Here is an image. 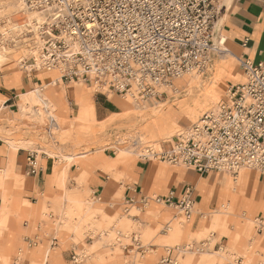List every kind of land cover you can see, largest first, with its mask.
<instances>
[{"label": "rangeland", "instance_id": "374dc122", "mask_svg": "<svg viewBox=\"0 0 264 264\" xmlns=\"http://www.w3.org/2000/svg\"><path fill=\"white\" fill-rule=\"evenodd\" d=\"M16 6L13 0H0V46L6 49V55L9 58H16V60L25 58L26 60L24 59L23 63L29 65L33 62L31 55H29V49L34 46L37 35L29 31L30 29L27 27L24 28L22 33L14 30V28L29 22ZM217 29H219L218 26ZM218 32L221 34V30ZM217 37H215V44ZM220 60V51H215L204 73L196 71L191 73L199 74L200 81H202V84L204 82V87H206L216 72L217 64ZM6 63L2 67L14 65L18 70L27 72V74L31 73L29 68L28 70L25 69L23 65L18 64V61L9 60ZM227 63L229 70L222 87L219 88L217 98L211 100V104L206 109L198 110L190 118L182 120L181 123L170 128V130L167 129L166 133L156 131L155 135L157 138H155V135L153 137L147 133L142 139L138 136L146 129V127L139 126L144 122L143 120L137 122L132 115L122 118L111 117L114 113L117 114L123 111L117 106L116 102H125L122 96H118L114 92H106L105 90L108 98L112 100L117 108L97 111L94 98L97 96L99 99H103L102 90L83 81L77 82L76 86L79 85L85 88L86 92H89L95 105V114L92 117H85V121L83 118L78 122L75 120V114L72 111L70 117L63 116L60 111H55L59 128H48L47 118L39 122L36 127L32 126L34 124L32 122L37 119L12 120L11 114L6 108H2L3 102H0V137L6 143L14 140L15 142H11V145L18 142L20 144L22 143L20 141L24 139L30 140L26 141L29 144L24 150L27 153L37 150L39 152L38 159L43 167H46L48 162H52L53 167L56 168L53 185L59 189V193L55 196H45L43 198L40 203L37 221L46 222L41 224L42 231L40 234L52 235L58 237L59 240L68 242L67 248L76 246V251L80 257L76 262L69 260L68 264H185L188 261L187 259L192 260L191 264H196L201 257L208 258L206 264H264V223L253 219L250 213L243 215V211L235 204L238 196L236 191L233 190L234 185L241 187L244 182L245 172L253 171V169L243 168L236 177L228 172L212 173L213 178L221 179L226 176L228 180L224 185L223 191H221L223 196L221 205L215 210L211 209L204 213L197 205L195 214L189 220L185 218L180 209L175 207L168 208L164 205L156 206L155 204L144 212L136 208L130 210L129 214H124L121 208L113 213L109 212L106 210L104 202L96 200L94 192L90 189L89 175L87 173L84 172L76 177L75 184L72 183L73 181L67 173V168L73 163L85 164L93 162L96 160L98 153H100L102 161L97 167L116 181H123L126 167L140 158L141 149H137L131 143L133 140L140 142V148L147 145H154L159 148L161 141L170 139L169 137H172L178 130L191 126L207 109L216 107V104L228 88V81H231L229 82L230 84L242 80L244 70L235 57L230 56L227 59ZM43 69H40V71ZM52 72L60 79L61 72L59 70ZM183 78L176 82L174 90L168 89L166 96L161 97V100L157 101H165L176 95H178L176 97H184L189 91V80L191 77H188V80L186 78L183 80ZM63 87L64 85L61 82L56 86L61 96H64ZM163 90H166V87ZM203 90L201 88V91L193 92L188 97V100L184 101V104L186 106L188 104L191 105L196 100L203 98L205 91ZM172 99H169V101ZM26 102L30 107L34 105L32 101ZM174 103L172 101L166 107V110L177 112L179 103ZM156 104V102H135L131 106L135 107L136 114L139 116V114L144 113L143 110L150 112L152 110L151 107ZM38 108L43 110V105L39 103ZM78 108L79 105H76L75 113ZM131 125H137L135 132L128 130ZM50 130L52 134H50ZM126 137H130V140ZM126 148L135 151L131 154H126L124 152ZM12 150L14 151V148ZM105 151L109 157L105 156ZM43 152H46V155ZM69 156L74 158H69ZM151 160L166 171L167 168L173 167L170 163L159 159ZM24 166L22 165L17 172L14 170L15 175L11 177L13 179L11 184L7 183L8 186L6 185L4 190L0 187V214L6 209H10L7 222L1 219L2 215H0V238H4V233L11 232L15 234L17 247L24 246L23 236L26 234L27 229L23 227V223L26 220L32 221V216L29 212L32 205L23 196L20 197V190L24 192L27 188H31L32 185H25L23 188L16 186L17 178L28 177ZM176 167L187 168L185 166ZM166 171L161 170L159 173L163 175V173H167ZM211 185H214V183ZM148 194L153 195L154 192H149ZM115 197H117V200L112 201V204L119 202L121 204L122 191H119ZM217 210L218 212H215ZM198 212L202 214L200 215ZM135 214L138 215L137 220L133 219ZM197 217H199L201 225L200 228L194 229L190 225H193ZM260 228H262L263 232H259ZM240 230L242 231L240 232ZM133 232H137L140 235V240L145 246L144 249L148 250L145 254L133 250L131 238ZM239 234L243 238L238 237ZM66 236L67 239L65 241L63 239ZM200 242L205 244L199 250L196 247L194 250H188L183 247L193 243L200 244ZM125 245H128V249H125ZM49 247L50 243L47 242L41 257L38 260L28 258L27 264H34V262H36L35 264H46L47 261H44V254L52 255ZM3 248L4 246L0 244V264H12L10 256L1 254ZM166 248L174 250L169 257L170 261L164 260L168 254ZM177 248L180 251H177ZM222 248L225 249L224 252L214 254V251H220ZM17 250L14 249L13 256ZM50 260V264H60L53 257H50Z\"/></svg>", "mask_w": 264, "mask_h": 264}, {"label": "built area", "instance_id": "2783aa9c", "mask_svg": "<svg viewBox=\"0 0 264 264\" xmlns=\"http://www.w3.org/2000/svg\"><path fill=\"white\" fill-rule=\"evenodd\" d=\"M25 2L45 11L51 20L50 26L46 23L40 28L45 38L41 67L60 68L62 78L96 86L105 95L109 90L137 102L164 97V87L172 86L184 73H204L212 54L221 50L215 44L221 0ZM239 60L246 75L244 82L230 83L216 107L205 111L191 126L178 130L159 148L147 145L142 149L140 142L133 140L131 143L141 149L139 157L201 173L228 172L236 177L243 168L264 173V60ZM48 118L50 128L56 120ZM38 154L37 150L28 152L29 174L43 169ZM94 195L96 200L101 199ZM151 201L171 203L170 197L164 200L156 195L131 198L125 213L133 208L142 210ZM175 207L190 219L195 209L190 193L186 192ZM131 238L133 250L148 252L137 232ZM204 244L183 247L199 250ZM166 249L164 260L170 261L174 250ZM79 257L73 256L74 261Z\"/></svg>", "mask_w": 264, "mask_h": 264}, {"label": "crops", "instance_id": "0c3cea01", "mask_svg": "<svg viewBox=\"0 0 264 264\" xmlns=\"http://www.w3.org/2000/svg\"><path fill=\"white\" fill-rule=\"evenodd\" d=\"M221 6L222 10L218 18V27L219 30H221V35L226 37V45L228 46L226 47L229 51L234 56L236 54L239 58H248L254 62L263 61L264 0H229L228 2L226 0H221ZM1 67L0 102H3L2 108L8 110L12 120L25 119V115L21 109V104L23 102L22 95L37 88H40L42 94L45 95V101L54 104L56 106L55 111H60L63 116L66 115L70 117L72 112L75 114V106L79 105L78 98L81 93H86L94 105L89 92H86L85 88L79 85L76 86L77 81H70L65 78L59 79L55 76L54 72L46 69L41 71L32 70L30 74H27V72L25 73L18 70L14 65ZM241 79L243 80V78ZM60 82L64 85V96L59 95L56 88ZM229 82L231 81H228V86ZM242 82L244 81L235 83ZM101 94H103V99H99L97 96L94 98L97 111L100 109L108 110V108H117L107 95L104 93ZM157 99L161 100V98ZM147 102H153V100ZM95 105L93 108L94 114ZM33 117L32 119H36ZM36 121L32 122L34 123L32 124L33 127H36L40 122L39 120ZM25 141L30 140L24 139L20 142ZM164 141L165 140L161 141L159 144L161 145ZM11 142L15 141L10 140L6 143L0 137V174L4 168L9 166L11 159L14 160L15 164L13 175H15L17 170L21 169L22 165H25L24 170L28 177L17 178L16 186L23 188L25 185H32L31 188H27V190L24 191L25 193L20 190V197L23 196L32 205L29 209L32 221L26 220L23 223V227L27 229L26 234L23 236V247H17V237L15 234L11 232L4 233V238H0V244L4 246L1 254L10 256L12 264H27L28 258L38 260L42 253H44L45 245L49 242V249H51L52 252L51 257H53L55 261L60 262V264H68L69 260L75 262L73 256L79 255L76 251V246L67 248L66 245L68 242H64L61 239L59 240L58 237L52 235L40 234L42 231L41 224H45L46 222L37 221L40 203L43 198L45 196H55L59 193V189L53 185L56 168L53 167L54 165L52 162H48L46 167H43L40 172L29 174L27 167L28 153L24 150L26 147L21 146L19 148L20 150L14 153ZM105 156L109 157L106 151ZM23 157L25 158L23 159ZM101 158L102 155L98 153V156L95 158L96 160L93 162L85 164L73 163L67 168V173L72 179L73 184L76 183V177L84 172L87 173L89 175L90 189L101 197V199L97 201L104 202L106 204V210L112 213L121 208L122 212L126 214L125 211L128 206H130L128 201L131 198L140 199L145 195H149V192H154L153 195L160 196L164 200L170 197L171 203H157L151 201L146 208L141 210L142 212L153 204L156 206L164 205L168 208H174L186 192L190 193L194 201L195 209L192 216L195 214L197 205H199L203 213L211 209L215 210L222 202L223 196L221 191H223L224 185L226 181H228L226 176L221 179L216 177L213 178L212 173L217 171L201 173L194 169L176 166L167 168V173L160 175L159 172L162 168L152 160L143 158H139L130 163L125 169L124 180L116 181L97 167L102 161ZM11 180L13 179L11 178ZM213 183L214 185H211ZM241 188L242 190L240 192V189L236 192L238 199L236 198L235 204L243 211V215L250 213L253 219L260 220L264 223V173L256 170L246 171ZM119 191H122L123 194L121 204L120 202L112 204V201L117 200L115 195ZM198 214L201 215L202 213L198 212ZM200 225V219L197 217L190 227L192 226V228L198 229ZM241 231L242 230H240V232ZM66 239L67 236L63 240L66 241ZM14 249L18 250L13 256L12 253ZM44 261H46L45 254ZM50 261V259L47 260L46 264H50Z\"/></svg>", "mask_w": 264, "mask_h": 264}, {"label": "bare ground", "instance_id": "6f19581e", "mask_svg": "<svg viewBox=\"0 0 264 264\" xmlns=\"http://www.w3.org/2000/svg\"><path fill=\"white\" fill-rule=\"evenodd\" d=\"M226 1L228 2L229 0H226ZM13 3L15 5H17L16 6L17 9L22 14H24V16L27 18V21H29V22H26L24 25H20V26L14 28V30L16 32L22 33L24 31V28L27 27V28L30 29L29 31H31L32 33H35V35H37L35 37L36 38V42H35L34 46L29 49V55H31V57L33 59V62L31 64L25 66V64L23 63V60L25 58H21L19 60H16V58H9V56L6 55V49L3 46H0V67L3 66L9 60H11V61H14V62L18 61V64L23 65L25 67V69L28 70V68H29L30 72L34 68H36L37 70H40V69H42L41 62H42V57H43V48H44V45H45V38H43V36L39 32H40V28L43 27L44 24L48 23L49 26H50L51 20L48 19L47 13L45 11L40 10L38 8H32V7L28 6L26 4L25 0H13ZM2 15L4 16V14H2ZM225 43H226V37L224 35L219 34V36L216 38V45L218 46V48L221 49V50H219L220 53H221V60L217 64L216 72L214 73L213 77L210 80V83L208 82V85H206V87H204L205 83L203 82V84H202V81H200L199 74L191 73V72L184 73L183 75H181L180 77H178L174 81V84L172 86L166 87V91L168 89L174 90L175 84H176L177 81L181 80L183 77H184L183 80H185V78H186V80H188L189 79L188 77H191L190 80H189V86H190L189 89H188L189 91H188V93H186L184 95V97H182V98L181 97H176V96H178V95H176L175 97L174 96L172 97L173 99L169 98V99H172L170 101H169V99H167L165 101H157L159 99H153V102L157 101L156 102L157 104L151 107L152 110L150 112L141 109V110H143L144 113L139 114V116L136 114L135 107L131 106L133 103H135L137 101L135 99H133L132 97H130L129 95H118L117 94L118 96H122L123 99H125V102H116L117 106L119 108L123 109V111L121 113L119 112L117 114L114 113L111 117H116L117 116L118 118H122L124 116L132 115V117L134 119H136L137 122H141V120H143L144 122H142V124H140L139 126L146 127V129L142 133H140L138 135L142 139V137H144L146 133L149 134L150 136L154 137V135L156 134V131L165 132L167 129L170 130V128L174 127L178 123H181L182 120L190 118L192 116V114H194L198 110L206 109V107L209 104H211L210 101L217 98V94L219 92V88H221L222 85H223L224 79H225L226 74L228 73V70H229V65L227 63V59L230 58V56L231 57L233 56L238 61V63H240L239 57L236 54L234 56L229 51V49L226 47ZM56 70H59L61 72V77L60 78H62V71L60 70V68H55V69L50 70V71H56ZM245 80H246V75L244 74L243 80H241V81H245ZM77 82H79V81H77ZM201 88H203L205 90V91L203 90L204 91V93H203L204 97L201 98V99L196 100L193 104H191V105L188 104L186 106L184 104V101L186 99L188 100V97L191 96L193 94V92L198 91V90L201 91ZM110 92H112V91H110ZM44 96L45 95L42 94L40 88H37L35 90L30 91L29 93H25V94L22 95L23 102L21 104V109H22L23 114L25 115V119L26 120L27 119H31L33 116L37 120H39L40 122L42 120L44 121L49 116H52L56 120V113H55L56 106L54 104H52L51 102H46L45 99H44ZM26 101H32L34 105L32 107H30V106H28ZM172 101H174L176 104L179 103L177 112H173V111H170V110L167 111L166 110V107L169 106V104H171ZM39 103L43 105V110H40V108H38ZM78 103H79L80 108L75 113V120L76 121L80 122V120H82L83 118H84V121H85V117H88V116L92 117L94 115V113H93L94 105L92 104L90 97L88 95H86V93H81L80 94V96L78 98ZM138 103H140V102H138ZM141 103H147V102H141ZM137 106H138V104H137ZM139 107H140V105H139ZM209 109H207V110H209ZM51 127H56V128L60 127L59 123L57 122V120H56L55 124L51 125ZM128 130L130 132H132V131L135 132L137 130V125H134V126L131 125ZM50 134H52L51 130H50ZM136 134H138V133H136ZM167 135H168V133H167ZM126 138H128L130 140V137H126ZM131 138H133V137H131ZM155 138H157L156 135H155ZM169 138H171V137H169ZM28 144L29 143L26 142V141L22 142L20 144H19V142L16 143V144H13L12 147L14 148V153H16V151L21 146L22 147H27ZM133 151H135V150H131L130 148H126L124 150V152L126 154H131ZM69 158H74V157L73 156H69ZM13 169H14V160L11 159L10 163H9V166L7 168H4L1 171V174H0V187L3 190L6 187L7 183L11 184V181H10L11 179L10 178L14 174L13 173ZM162 171H166V170L162 169ZM243 181H244V177H243ZM233 190L236 191V192H238V190H239V192H240L242 190V188L234 185L233 186ZM9 210L10 209L8 208V209H6V211H4V212H2L0 214V215H2L1 219L5 220L6 222L8 220ZM215 212H218V210L215 211ZM181 223H183V222H181ZM238 237L243 238V236L241 234H239ZM230 248H231V246H230ZM224 250L225 249L222 248L220 251H214V254H217L219 252H224ZM45 256H46L45 257L46 261L49 260L50 257H51L49 254L45 255ZM187 260L188 261H186L185 264H191L192 263L191 259H187ZM207 260H208V258L201 257L200 259H198V262L196 264H206ZM35 263L36 262H34V264ZM176 264H179V263H176Z\"/></svg>", "mask_w": 264, "mask_h": 264}]
</instances>
